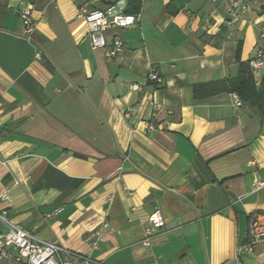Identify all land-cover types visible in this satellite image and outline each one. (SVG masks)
<instances>
[{
  "label": "crops",
  "instance_id": "1",
  "mask_svg": "<svg viewBox=\"0 0 264 264\" xmlns=\"http://www.w3.org/2000/svg\"><path fill=\"white\" fill-rule=\"evenodd\" d=\"M239 1L230 23L224 1L141 0L133 25L106 33L123 45L106 59L76 15H125L126 0H0L7 220L88 264H264V243L237 254L248 217H264V114L235 109L225 89L238 63L264 51V0ZM150 66L160 89L145 85ZM154 209L165 227L145 248Z\"/></svg>",
  "mask_w": 264,
  "mask_h": 264
},
{
  "label": "built area",
  "instance_id": "2",
  "mask_svg": "<svg viewBox=\"0 0 264 264\" xmlns=\"http://www.w3.org/2000/svg\"><path fill=\"white\" fill-rule=\"evenodd\" d=\"M227 4V11L230 15V23L237 22L240 13L244 9L243 4L239 0H218ZM24 32L30 35L33 31V22L31 19L30 9H25L20 14ZM77 19L83 21L86 28L90 47L93 51L102 50L106 59H114L121 52L123 45L120 39L115 38L111 43L105 39V35L109 29H122L134 24V16L116 15L113 17L106 16L100 10L79 9ZM259 38L264 41V30L260 31ZM41 54L35 55L39 59ZM249 69L256 77L258 73L264 69V51L258 50L255 57L248 62ZM153 85L155 88L164 86L162 78L158 75L154 66L148 69L145 85ZM133 91L141 90V86L132 85ZM232 105L235 109L242 107L243 103L236 94H232ZM154 111H159V107H155ZM130 111L123 114L125 119L130 117ZM150 132L155 131L153 124L147 126ZM262 184H257L255 190H258ZM6 212H0V222L7 226V231L0 235V263L1 264H88L92 261L89 257L64 249L58 244L46 242L33 234L15 226L6 218ZM103 229L108 228L107 223L102 225ZM165 227L163 218L159 210L154 209L147 219L144 228V240L142 245L145 248L151 247V240L157 236ZM101 236V231L94 233V242L92 249L97 248V241ZM264 243V217L261 215H252L248 217V226L246 232L245 243L238 248V257L245 251L251 252L252 249L259 244ZM159 264V263H155ZM233 264H241L239 260Z\"/></svg>",
  "mask_w": 264,
  "mask_h": 264
},
{
  "label": "trees",
  "instance_id": "3",
  "mask_svg": "<svg viewBox=\"0 0 264 264\" xmlns=\"http://www.w3.org/2000/svg\"><path fill=\"white\" fill-rule=\"evenodd\" d=\"M141 9V0H126L125 15L136 16ZM226 90L231 94H236L242 103L251 108L257 109L259 115L264 114V76L257 87L253 75L246 65L238 63L237 75L227 80Z\"/></svg>",
  "mask_w": 264,
  "mask_h": 264
}]
</instances>
